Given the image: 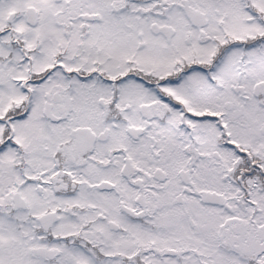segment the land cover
<instances>
[{
	"label": "snow or ice",
	"instance_id": "snow-or-ice-1",
	"mask_svg": "<svg viewBox=\"0 0 264 264\" xmlns=\"http://www.w3.org/2000/svg\"><path fill=\"white\" fill-rule=\"evenodd\" d=\"M0 264H264V0H0Z\"/></svg>",
	"mask_w": 264,
	"mask_h": 264
}]
</instances>
